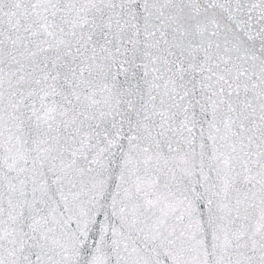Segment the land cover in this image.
Returning a JSON list of instances; mask_svg holds the SVG:
<instances>
[{"label":"snow or ice","instance_id":"1","mask_svg":"<svg viewBox=\"0 0 264 264\" xmlns=\"http://www.w3.org/2000/svg\"><path fill=\"white\" fill-rule=\"evenodd\" d=\"M0 264H264V0H0Z\"/></svg>","mask_w":264,"mask_h":264}]
</instances>
